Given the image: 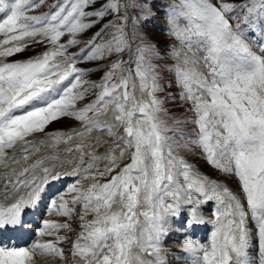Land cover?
I'll list each match as a JSON object with an SVG mask.
<instances>
[{"label":"snow or ice","instance_id":"snow-or-ice-1","mask_svg":"<svg viewBox=\"0 0 264 264\" xmlns=\"http://www.w3.org/2000/svg\"><path fill=\"white\" fill-rule=\"evenodd\" d=\"M44 3L0 0V264H36L37 255L61 264H168L161 253L173 225L189 264H264V0H56L46 13L28 14ZM154 16L176 42L163 55L141 32ZM97 26L85 48L68 53ZM32 45L45 50L9 59ZM165 58L177 62L168 71L192 114L174 124L194 125L193 134L169 136L173 128L160 119L177 99L157 95L164 88L153 61ZM102 60L108 70L98 82L76 67ZM93 90L95 99L77 108ZM61 119L79 127L45 132ZM94 131L106 139L85 143ZM36 134L43 138L29 139ZM40 144L51 151L37 155ZM192 146L235 191L176 154ZM209 203L213 218L205 220ZM45 213L65 221L37 224ZM77 218L69 261L60 245L70 237L59 232L74 231ZM33 229L53 239L28 244Z\"/></svg>","mask_w":264,"mask_h":264},{"label":"rangeland","instance_id":"rangeland-1","mask_svg":"<svg viewBox=\"0 0 264 264\" xmlns=\"http://www.w3.org/2000/svg\"><path fill=\"white\" fill-rule=\"evenodd\" d=\"M55 1L56 0H45V3L42 6L35 9L34 11H30L28 14L29 15H42V14L49 11V6H51ZM231 2H237L238 3V2H240V0H231ZM87 10H92V9H87ZM153 10L155 11V9H153ZM131 13L133 15H138L139 10H135V11L131 10ZM109 18H111V17H109ZM85 22H87V21H85ZM166 23L167 22L162 17L154 16L151 18V21L149 23H144L141 26V32L146 37L145 43H152V44L157 45V50L160 51L162 53V55L166 53V49L164 47L165 45L176 43L172 38H170L166 35L165 31L161 30L163 28H166ZM98 30H99V26L94 27V28L86 31L83 34L78 35L76 38L79 41V43L76 44L75 46L69 48L68 53L69 54H75L77 52H80L81 49L85 48L88 40L91 39V37L94 35V33ZM0 39H3V37L0 36ZM67 39H68L67 35L61 38V40H65V41H67ZM137 43H139V42H137ZM135 46L136 45L134 44L133 47H135ZM177 47H179L178 44H177ZM44 50H45L44 45H32L23 53L16 54L9 59L10 60H19L20 57L22 58V57H29L31 55H37ZM124 59L125 60L127 59V53L124 54ZM106 63H108L107 60L95 61V62L79 61V62H77L76 67L83 69V70H90V74L85 76L84 80L98 82L100 80L101 76H103L104 72L108 70L107 68L102 67V65H104ZM153 63L158 65V71H159L160 76H161V83H162L161 85L164 87V91L157 94L158 98L161 100H165L169 94L177 96V99L175 101L168 100L164 104V109L166 110V114L162 112L160 115V119L164 120L168 126L173 128V131L168 132L167 135L173 136L176 131L184 132V133H188V134H193L194 125H191V124H174V120L189 119V118H191V115H192L191 113L185 112V109L188 107V105L183 104L179 100L178 93L180 90L175 85L174 73L168 71L169 68H172L175 66V64L177 63L176 60L171 59V58H165V59H160V60H154ZM96 69H100V70L96 71ZM169 84H171V87L168 86ZM94 92H95V90L90 91L89 95L83 101L78 102L76 107L77 108L83 107L84 104L89 103L93 99H95ZM139 96H140V94H139V92H137V97L139 98ZM108 117L109 116H107V115L106 116L101 115V116H99V119L100 120H110V118L108 119ZM74 124H76V122L68 120V119H61V120H58L56 122L51 123L45 129V132L46 133H52V132L60 131V130H64L67 132V129L72 127ZM75 126H73V128ZM121 133H122V129L117 130V135H120ZM41 135L42 136L39 135V139L43 138V134H41ZM96 138L106 139V137L103 136L100 132L94 131L93 133L88 135V139L85 141V143L92 142ZM74 139L76 140V142H79V138H74ZM175 139L177 142H179L181 144L186 142L185 139H182L178 135L175 136ZM108 143L109 144L111 143L110 139L108 140ZM38 146H40V145H38ZM63 146H65L63 143L57 145L56 151L60 152L63 148H65ZM106 147H107V144H105L103 147L96 148L95 151L97 152V154H103ZM44 148L45 149L42 150V147H40L41 152L38 153L37 155H43V154L51 151V149H49L46 145H44ZM181 151H183V152H181ZM176 154L179 156H182L185 160H187L188 163H190L192 165L195 164L197 167L201 168L203 171H205L204 175H207L210 179L216 180L217 182L226 183L233 191L236 190L237 186H236L235 181L234 180H227L223 176V174L212 169L207 164V162L205 160L200 158L201 153H200L199 149L195 148L194 146H192L191 151H188L184 148H180L177 150ZM69 158H71V157H69ZM57 163H59V162H57ZM11 165H13V168H15V167L17 168V166H23V164H11ZM9 167H11V166H9ZM100 167H103V165L101 164ZM100 182L103 183L105 181L103 179H101ZM84 183L86 186L88 182H84ZM57 186L59 187V182L57 183ZM203 210L204 211H202V214L205 218H207V217L209 219L213 218V216H212L213 204H210L207 209H203ZM76 211L79 212V207H77ZM43 216H44V219L56 220L59 222L65 221L64 217H58L55 215L49 216V215H47V213L43 214ZM89 218H91V217H89ZM141 219H142V217H141ZM70 223L72 224V228L74 229V231L67 232L66 230H61L59 232V235H67L68 237H70V240L68 242H65V243L60 245V247L65 249V255L69 258V261L71 260V256H70V252L68 251V249H70L71 240H74L76 238L77 233L80 231L78 218L74 221H70ZM210 232H211V230H210ZM202 233H203L202 231H199L197 233V236L200 237L201 242H206L210 233L205 232V235H206L205 237L202 236ZM168 236H171L172 238H170ZM168 236H167V238H170V239H166L165 242L163 243L164 248H163L161 254L164 255L165 257H169L171 259L170 261L175 262L174 264H183V262H186V261L189 262L188 259L184 258V255H183L184 253H182L181 250L174 249V248H178V247L181 248L182 247L185 236L182 233H179L175 230V225H173V229ZM39 238H41V237H37L36 234L34 233L31 237L30 241L28 242V244L35 242ZM46 239L50 240L53 238L46 236ZM196 239L199 240L198 238H196ZM181 242H182V244H181ZM166 246H171L173 248L167 249ZM144 258L145 259H151V257H147V256H145ZM51 259H53V260H51ZM34 260L36 261V264H53L51 262L55 263L56 261H58L57 264H61V261L59 258H53L51 256L37 255L34 257ZM169 264H171V263L169 262Z\"/></svg>","mask_w":264,"mask_h":264},{"label":"bare ground","instance_id":"bare-ground-1","mask_svg":"<svg viewBox=\"0 0 264 264\" xmlns=\"http://www.w3.org/2000/svg\"><path fill=\"white\" fill-rule=\"evenodd\" d=\"M19 60H24V59H19ZM106 116V115H105ZM107 116H109L108 117V119L110 118V116H111V114L109 113V114H107ZM76 125V126H75ZM73 126H75L74 128H78L79 127V125H78V123H76V124H74ZM73 126L72 127H70L69 129H67V131H69V130H71L72 128H73ZM56 132V131H55ZM60 132H66V131H64V130H60ZM39 135L40 136H42L41 134H36V135H34V136H31V137H29V139L30 140H39ZM59 145V144H58ZM39 147H42V150L43 149H45L44 148V144H40V146ZM63 147H65V146H63ZM62 147V148H63ZM60 151V150H59ZM181 152H183V151H181ZM9 154H11V152H9ZM43 154V153H42ZM34 158V157H33ZM9 166H11L12 168H13V165H9ZM24 166V165H23ZM23 166H17V169L18 168H20V167H23ZM11 167H9V168H11ZM16 168V167H15ZM0 171H6L5 169H0ZM3 183V181H0V184H2ZM207 207V206H206ZM205 207V208H206ZM205 213V212H204ZM48 215V214H47ZM50 216V215H49ZM41 217V216H40ZM40 217L37 219V221H41V220H43L44 219V217L43 218H41L40 219ZM205 218V217H204ZM205 220H210V219H205ZM204 227V226H203ZM205 229H212V225L211 224H207L205 227H204ZM34 230V229H33ZM33 232V231H32ZM41 241H47V239H46V236L45 237H41V238H39ZM178 240V239H177ZM182 243V242H181ZM185 256V255H184ZM49 258V257H48ZM50 259V258H49ZM51 260H53V259H51ZM57 262L58 261H56L55 263L54 262H51V263H53V264H57ZM171 264H174L175 262H173V261H171L170 262ZM186 264H189V262L188 261H186L185 262ZM169 264V263H168Z\"/></svg>","mask_w":264,"mask_h":264}]
</instances>
